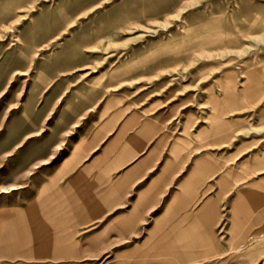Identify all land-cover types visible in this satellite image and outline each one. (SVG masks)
Instances as JSON below:
<instances>
[{"label":"rangeland","instance_id":"rangeland-1","mask_svg":"<svg viewBox=\"0 0 264 264\" xmlns=\"http://www.w3.org/2000/svg\"><path fill=\"white\" fill-rule=\"evenodd\" d=\"M109 114L165 117L174 138L239 174L240 210L254 226L262 211L264 247V167L253 166L264 152L254 129L264 127V0H0V188H17L0 206L30 194L32 174L45 181L64 145ZM212 125L230 132L201 144Z\"/></svg>","mask_w":264,"mask_h":264},{"label":"crops","instance_id":"crops-1","mask_svg":"<svg viewBox=\"0 0 264 264\" xmlns=\"http://www.w3.org/2000/svg\"><path fill=\"white\" fill-rule=\"evenodd\" d=\"M166 119L109 114L65 144L45 181L33 173L32 192L0 206V264H263V213L249 225L239 174L174 138ZM213 126L201 144L230 132Z\"/></svg>","mask_w":264,"mask_h":264},{"label":"snow or ice","instance_id":"snow-or-ice-1","mask_svg":"<svg viewBox=\"0 0 264 264\" xmlns=\"http://www.w3.org/2000/svg\"><path fill=\"white\" fill-rule=\"evenodd\" d=\"M13 191L12 188H0V192H10Z\"/></svg>","mask_w":264,"mask_h":264},{"label":"bare ground","instance_id":"bare-ground-1","mask_svg":"<svg viewBox=\"0 0 264 264\" xmlns=\"http://www.w3.org/2000/svg\"><path fill=\"white\" fill-rule=\"evenodd\" d=\"M258 39H260V37H259ZM261 39H262V37H261ZM263 162H264V161H263ZM10 188L15 189L16 187L12 185V187H10Z\"/></svg>","mask_w":264,"mask_h":264}]
</instances>
